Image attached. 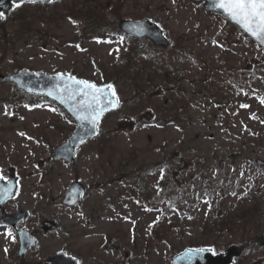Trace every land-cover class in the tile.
Instances as JSON below:
<instances>
[{
	"label": "rangeland",
	"instance_id": "1",
	"mask_svg": "<svg viewBox=\"0 0 264 264\" xmlns=\"http://www.w3.org/2000/svg\"><path fill=\"white\" fill-rule=\"evenodd\" d=\"M138 16L157 20L171 43L141 37L137 53V40L121 43V34L111 33L121 18ZM22 68L75 72L98 83L109 76L121 99L98 136L78 147L75 162L51 160L74 128L71 115L0 78V168L7 176L14 165L19 178L10 206L28 209L34 227L53 214L62 227L45 236L41 229L35 258L110 237L112 254L119 246L120 259L129 252L125 264H173L186 246L219 251L264 231V104L257 99L264 97V46L224 16L192 0L24 2L0 21V69ZM173 80L179 89H171ZM125 121L135 125L121 126ZM77 175L88 190L68 207L62 192ZM175 186L181 189L174 194ZM206 190L214 192L211 208L197 199ZM7 233L1 225L0 264H38L31 252L8 259ZM253 262L264 264V244L233 264Z\"/></svg>",
	"mask_w": 264,
	"mask_h": 264
},
{
	"label": "water",
	"instance_id": "2",
	"mask_svg": "<svg viewBox=\"0 0 264 264\" xmlns=\"http://www.w3.org/2000/svg\"><path fill=\"white\" fill-rule=\"evenodd\" d=\"M15 1H18V0H15ZM215 2L216 0H205V5L209 7L210 9L220 11L225 15L223 10L213 6ZM12 5H13L12 0H0V9H2L3 11H8ZM121 25L123 26V28L129 31L139 32V35H143L146 33V34H149L156 41H164L163 36L161 34V30L158 27V25L148 19H144L139 22L135 20H123L121 22ZM0 76H5V77L15 80L21 87L29 91L43 92L46 94H49V92H54L55 94L51 96H54L61 103H63L66 107H68V109L77 118L78 125L76 129L74 130V132L72 133V135L69 137V139L66 142L56 147L54 151L55 156L62 155V156L73 157L74 147L77 144H79L81 141H83L87 136H91L97 133V125L99 121H97V125L94 127L90 121H81L78 118L77 113L74 111L76 104L82 99V97H77L75 101L61 100L57 98L60 94L56 92V87L57 85H60L62 87L64 81L68 79V75L63 74V73L33 72L31 70L24 69L19 72L11 73V74H6L0 71ZM107 85H110V83H107L101 86L97 85V86L105 87V90L108 91V89L106 88ZM109 108H112V107L111 106L107 107V109ZM15 188H16V177L15 176H11V178L7 181H4L0 177V204L7 197L14 194ZM81 191H82L81 186L78 184V182H75L67 189L65 201L70 204L77 202V200L80 197ZM20 217L22 216H15V220H18ZM21 234H22L21 237L23 238V246H22V253H23L26 250V248L30 244H33V243L27 240L26 230H23ZM203 248L207 249L206 247H203ZM238 248H239L238 246L232 245L226 250L225 253H216V254H214L213 252L206 251L202 254V259H195L192 261V264H230V262L233 259V254H236L239 252ZM198 249H202V248L186 249L184 252L178 254L174 258V264H187V261L185 260V253H187L189 250H198ZM53 260L54 262H56L55 264H68V262L65 259L57 258L56 256L54 257Z\"/></svg>",
	"mask_w": 264,
	"mask_h": 264
},
{
	"label": "snow or ice",
	"instance_id": "3",
	"mask_svg": "<svg viewBox=\"0 0 264 264\" xmlns=\"http://www.w3.org/2000/svg\"><path fill=\"white\" fill-rule=\"evenodd\" d=\"M24 2L35 4L38 0H20L21 4ZM213 6L223 10L229 20L237 24L243 33H246L255 40L257 47L264 46V0H216ZM4 18L5 17L0 14V19ZM73 23H75V21H73ZM123 39V37L120 38L121 43ZM213 43L215 44L216 41H213ZM229 83H231V81ZM106 88L108 91L105 90V87H98L95 83L79 80L69 74L68 79L64 81L62 87L57 85L56 92L60 94L57 98L61 100L75 101L77 97H82L76 104L74 111L81 121H90L95 127L101 114L106 111L107 107L119 106V98L116 95L114 86L107 85ZM241 92H243V89H240V92L237 94ZM254 93L255 90H253V94ZM54 94V92H49V95ZM243 94L246 96L249 95L247 92H243ZM257 99L260 103L264 104V97H257ZM240 107L247 108L249 105L241 104ZM251 118L258 119L255 114H253ZM261 123H264V121H261ZM21 135L24 134L21 133ZM243 175L244 173L241 172V176ZM161 179H163V171ZM158 191L162 192L163 190L158 189ZM213 194V191L206 190L202 195L197 193V199H202V202L208 204L209 208H211V196ZM232 195H236V193L233 192ZM168 204L173 212L179 211L174 202L169 201ZM145 210L151 211L152 209L146 208ZM157 211L162 212L163 210L157 209ZM188 219H192V217L189 216ZM7 235L11 236V233H7ZM206 251L212 252L213 249L202 248L198 250H189L185 253L187 264H192V261L195 259H202V254Z\"/></svg>",
	"mask_w": 264,
	"mask_h": 264
},
{
	"label": "flooded vegetation",
	"instance_id": "4",
	"mask_svg": "<svg viewBox=\"0 0 264 264\" xmlns=\"http://www.w3.org/2000/svg\"><path fill=\"white\" fill-rule=\"evenodd\" d=\"M136 18L139 19V16ZM136 40H137V42H136L137 53H139V35H136ZM171 85H172L171 86L172 89H174V90L177 89L176 85H174L173 83H171ZM31 135H32V139H34L36 137L37 133L32 132ZM35 149L39 150V147H35ZM43 163H45V160ZM11 167H14L16 170V173H17V168L13 165H10V169H11ZM48 168H52V167H48ZM9 172H10V170H9ZM0 175H2L4 178H7V176L9 174L7 176L2 174L1 168H0ZM77 179H80V175L74 176L71 182H73ZM67 186L64 188V191L67 188ZM86 191H87V188H86ZM62 197H63V192H62ZM11 199H14V197L8 198L7 200H5V202L2 205H0V226L2 225L3 227H5V229L8 231V233H11V239H10V243L8 245V250H10V247L13 249L7 255L8 259L13 260V259H16L17 257L26 259V255L31 252L30 253V254H32L31 257L34 260H36L34 262H36L38 264H40V263L41 264H50V262L48 261V257L51 254H53L55 252H65L67 255H70V256L74 257L75 259H77L79 264H119V262H118L119 260H121V264H125L127 262V257L129 255L128 251L125 252L124 256L121 255L122 256L121 259H120V255L118 254L121 252V250H120L121 246L115 247L114 253L113 254L111 253L113 245H111L112 239L110 237H104L102 245H100V242H97V243H93L94 245L88 246L87 248H85V246H83L84 244L82 245V243H77L78 247H76L75 250H72V248H68V247H61V248H58V249H55V250H52V251L46 253L47 255H43L42 259L35 258L34 256H36V253H37V246L39 245L38 240L40 237L41 229L44 231V236H45L46 232L58 231L62 227L59 224V222L57 221L58 219L55 218L56 214H53L54 217H52V218L44 217L42 215V217H40L41 219H40L37 227L32 226L27 220L28 216L30 215V211L28 209H26L25 207H23L21 204H18L15 207L10 206L9 201ZM62 202H63V198H62ZM63 204H64V202H63ZM64 205L70 207L67 204H64ZM17 209H21V212L23 214L21 220L17 223V225L7 223L2 217V212L6 211V212H10V213H15L17 211ZM88 221L92 222V220H88ZM20 228H26L28 233L33 237L34 242H35V245L33 247L28 248L25 256H20V254H19L20 253V251H19V245H20L19 229ZM83 231L84 230L80 231V233ZM74 232L78 233V228L75 227ZM101 235H102V233H101ZM89 252L91 253V255L86 256V254H88ZM84 258H85V261H84Z\"/></svg>",
	"mask_w": 264,
	"mask_h": 264
}]
</instances>
